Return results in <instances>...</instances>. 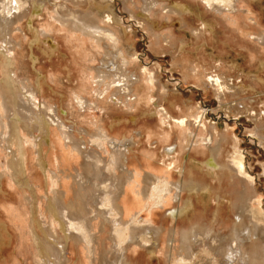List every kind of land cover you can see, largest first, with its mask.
Here are the masks:
<instances>
[{
    "label": "rangeland",
    "instance_id": "obj_1",
    "mask_svg": "<svg viewBox=\"0 0 264 264\" xmlns=\"http://www.w3.org/2000/svg\"><path fill=\"white\" fill-rule=\"evenodd\" d=\"M44 1L41 10L23 0L22 15L14 8V20L0 23L7 25L10 36L7 42L0 38V264H59L60 240L52 238L57 246L53 259L47 256L45 243L52 235L65 239L70 229L74 235L73 230L79 229L99 239L93 251L85 241L68 240L64 264H100L103 250L108 252L106 264H117L111 225L101 230L100 217L92 220L90 231L82 219L65 223L49 211L48 199L63 191L65 204L74 201L75 176L84 173L89 161L96 169L82 179L99 197L98 207L105 204L120 174V169L110 167L113 144L125 140L132 145L124 154L134 175L125 193L129 218L138 213L134 222L141 237L149 239L151 227L162 230L160 246L153 253L141 243L133 247L131 264H231L217 254L215 243L205 244L200 237L190 256L181 254L176 237L198 219V212L211 217L217 206L234 219L229 202L218 205L206 194L191 195L198 211L172 218L171 212L180 206L176 191L162 199L163 207L154 206L147 199L155 184L148 181L145 187L144 179L151 173L162 182L177 183L188 177L190 169L198 179H213L203 166L205 158L187 146L189 131L206 136L212 130L222 142L219 163L240 160L252 183L255 201L242 215L251 209L264 214V0H228L222 11L205 0H151L157 6L146 17L142 13L150 0ZM175 3L187 8L182 16L167 11ZM56 9L79 18L89 13L100 29L109 30L114 38L106 42L109 51L119 52L128 64L127 73L139 78L133 94L117 96L114 88L96 83L93 67L101 65L103 49L88 34L59 23ZM5 80L17 92L14 101L29 108L17 113L12 140L9 121L15 113L4 107ZM81 99L88 104L83 106ZM94 206L89 211H95ZM256 225L263 228L264 221ZM171 230L177 239L169 245Z\"/></svg>",
    "mask_w": 264,
    "mask_h": 264
},
{
    "label": "bare ground",
    "instance_id": "obj_2",
    "mask_svg": "<svg viewBox=\"0 0 264 264\" xmlns=\"http://www.w3.org/2000/svg\"><path fill=\"white\" fill-rule=\"evenodd\" d=\"M22 1L23 0H0V23H2L3 21L5 22L6 20L7 21L11 20V22L14 20V18L11 17L13 15L12 10L14 8H18L20 10V14L22 15L23 13V12L21 13ZM31 1L33 3L29 4V7L32 9L41 8L42 10V7L46 6L44 0H31ZM205 1L208 3V5H210L214 9L220 11L222 7L227 6L228 0H205ZM156 6H157L156 3L151 0L146 2L142 16L146 17L147 16L146 13L150 12ZM166 9L168 12H173L178 14L179 16H182V14L186 11L187 8L184 5H179L175 3L171 6H167ZM56 10L57 11H56L55 19L59 23H61L63 26L67 27L68 29H74L81 31L85 34H88V36H90L103 49L104 51L103 58L100 59L99 61L101 65L98 67H93V69L95 70L96 83L101 86H106L108 88H114L115 94L117 96H121L125 94L126 97L127 96L129 97V94H133L132 89L138 82L139 78L137 77L136 74L129 75L127 73L125 69L128 64L127 62L125 63L120 59L119 52H117V54H114L113 52L109 51L106 42L113 41L114 39L111 33L109 32V30L100 29L96 25V22L92 17V15L89 13L79 18L80 15L74 12H70L69 14H67V13L59 12L58 11L59 9ZM3 16H8L9 18L5 19ZM3 24L4 25L0 24V38L1 40L3 39L4 42H7L9 41L10 36L7 34V28H8L7 25L5 23ZM45 36L50 37L49 34H46V32H45ZM262 39L264 40V35L262 36ZM211 82L213 83L215 82V84H217L218 80L211 78ZM1 91L3 95L2 99L4 102V107L6 108L7 113L9 112L15 113V116L12 117L9 121V126L11 131L8 138L9 140H12L14 136L13 131L14 128L16 127L15 122L17 121L18 118L17 113L27 112L29 111V108L21 106L22 104L21 103L19 104L18 101H14L16 100L14 98L18 96L16 95L17 92L11 86V84L8 83L6 80L3 81L1 84ZM102 94H103L102 92H97V96H101ZM79 102L83 106L88 104V101L86 99H81ZM161 114L163 117H167L168 113L165 110H162ZM199 124L197 126H199ZM83 132L86 134L89 133L84 130ZM189 132L190 135L187 141V146L190 147V151L193 154L205 158L204 165L203 164L202 165L204 166L205 169L209 171L208 173H210L212 177L214 176L213 179L210 178L207 181H205L204 179L201 180L202 178L201 179L199 178L200 179L199 180L198 178H196L194 172L190 171L191 169L189 170L188 173L187 170L185 169L188 177L185 178L186 180L183 179L184 181H178L177 183H170L167 181L162 182V180L160 178H157L155 175L151 173H145V179H144L145 187L148 181L152 182L155 185H154V193H152V195L148 197V199L147 196L149 195H147V193H149V191L146 192V188L144 187V189L142 190L143 197L147 199L148 202L151 203L153 202L154 206L160 205L161 207H163L161 205L162 199L166 195H168L171 191H176V201L179 203L180 206L175 208V210L171 212V215H173L172 218L174 217L178 218L180 215L183 216L184 213H186L189 210L190 211L197 210V207H195L196 203H194L195 200L193 199L192 196L198 197L202 194H206L208 198L213 199L214 202L218 205L223 201L229 202V204L231 205L230 213L234 215V219L231 218L230 215L224 216L223 215L224 210L221 209L219 206H217L216 209H213V211H211L210 213L211 217H208L206 214H205L206 216L203 217L198 212L199 215L198 219L196 221H193L190 225H188L187 228L181 229L180 233L177 234L176 236L179 237L178 239L180 240V247H179L180 253L185 254L186 256H190L192 249L191 246H193L196 240L198 239V237H200L205 244L215 243L214 244L215 251L217 252V254H220L221 257L225 259L227 263L264 264V227L261 228L256 225L257 221L258 222L264 221V214L263 213L260 214L258 210L255 209L252 210L250 208L252 213L248 215L246 214L245 216L242 215V213L246 209H248L247 206L251 207L252 202L255 201V193L253 191V186L251 181H249V177L246 174L243 163L240 160H236L235 158H233L229 162L230 163L229 165L227 164L221 165L219 163V158L222 150L220 144L222 142L220 138L216 136V134L215 135L213 134L212 130H209L206 136L195 134V132L192 133V131ZM45 138L46 141L50 140L48 137ZM135 140L137 139L133 137L132 143H134ZM113 145L115 146V148L113 151L114 153L112 155V160H110L112 161L110 163V167L115 168V170L120 169L119 170L120 174L117 175V177L115 176L116 178L113 181V185L111 184L112 185L111 190L108 192V196L106 195L105 204H102L101 207H98L100 206V204L98 205L97 203V199L99 200V197L96 195L95 192L93 193V191L90 190L91 188L89 187H91V185L88 186L89 184L84 183L82 179L84 176L83 174L86 175L85 177L90 176V174H93L92 170L96 169L94 167L91 168L92 166L89 165V161L86 162L85 159L86 163L83 169L84 173L81 174L80 172L79 173L77 172L78 173L77 177L75 176L74 179L78 185L77 190L75 188V200L70 201V203L68 204H65L64 192L63 191L55 192V197L48 199L49 200L48 209L49 211L56 213L57 218L59 217L61 221L63 222L66 221L65 223L68 224H70V220L73 221V219L84 220V222L87 224L86 231L91 230L92 220H96L98 217L102 218L103 228L101 230H104V227L106 225H111L109 226L111 228V235H112L111 243L115 242L113 245L115 244L117 245L116 246L117 249L114 251V255L116 256L115 260L117 264H131V260L129 259L131 258L129 256V252L133 249V247L137 248V245L141 243L146 246L145 248H147L149 253H153L160 246L161 240L159 238V235L162 230L160 228L151 227L149 230H147L151 232L149 233V239L147 237H141L142 235H138L139 227L136 226L134 222L136 220L135 215L138 218V213H136L135 215H131V217L129 218V214L127 212L128 210L125 206V202H126L125 193H126L127 182L128 179L134 177L132 171L127 168V160L124 154L126 147L131 145V142L125 140L124 144L123 143L119 144L115 142ZM119 145L121 147H119ZM79 149H81V146L79 147ZM18 172L19 171L17 169V174ZM103 175L106 174H104L103 172ZM107 177L109 178V176ZM226 185L229 187V189H226ZM88 191H90V193H88ZM90 198L93 199L94 201L93 203L95 204L91 203ZM94 205L96 206L95 211L91 210L93 211V214L92 216H89L91 214V211H89V209L91 207L92 209H94L93 208ZM89 206L91 207L89 208ZM109 211L112 212L113 216L115 217L113 218V220L110 218ZM104 213H106L107 215L104 216ZM236 213L238 214L237 216ZM245 218H247V222H244ZM76 230H73L75 231L76 235H74V232H72L71 229L69 230V232L66 231L65 234H67V236L65 239L57 238V236H53V235L51 236V239L52 238L59 239L60 240L59 243H61V248H58L59 251L61 252L60 254H58V256L60 257L59 262L57 261L58 258L55 259L59 264H64L65 260H67V257L65 255H62V253H64L65 249L67 248L69 242L68 240L73 239L74 242L85 241L90 245V247H92V251L95 250L94 247L95 244L98 243L99 238H95L96 236L95 235L93 236L92 234H90V236L87 237V235L82 232L83 230H81L80 232ZM225 230H229V232H225ZM175 232L177 233V231ZM169 234L171 235L169 236L168 243L169 245H172L173 241L175 242L177 238L174 239L173 236L175 235L172 230L171 233L169 232ZM53 239L51 240V242L48 241L45 243L47 256H50L52 259L54 254L53 247L57 249L56 243ZM107 254L108 252L106 250L101 251L100 260H99L100 264H106Z\"/></svg>",
    "mask_w": 264,
    "mask_h": 264
}]
</instances>
